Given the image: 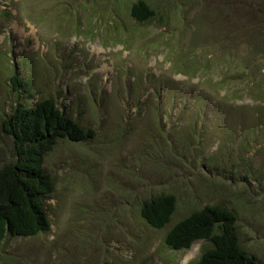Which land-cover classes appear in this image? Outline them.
I'll return each mask as SVG.
<instances>
[{
	"label": "rangeland",
	"instance_id": "obj_1",
	"mask_svg": "<svg viewBox=\"0 0 264 264\" xmlns=\"http://www.w3.org/2000/svg\"><path fill=\"white\" fill-rule=\"evenodd\" d=\"M139 1L153 21L132 18ZM263 76L264 0H0V169L18 104L54 99L95 134L46 155L51 230L8 236L0 264H195L211 243L164 239L206 206L235 212L264 264ZM159 195L177 208L154 229L141 208Z\"/></svg>",
	"mask_w": 264,
	"mask_h": 264
},
{
	"label": "trees",
	"instance_id": "obj_2",
	"mask_svg": "<svg viewBox=\"0 0 264 264\" xmlns=\"http://www.w3.org/2000/svg\"><path fill=\"white\" fill-rule=\"evenodd\" d=\"M131 16L138 23H146L156 18V12L139 1L132 5ZM12 83L16 91L25 89L16 77ZM260 85L264 88V76ZM2 127L13 138L16 161L0 169V247L8 236L30 238L50 232L44 201L55 192V182L45 171V157L60 139L78 143L95 135L68 117L51 98L32 107L18 104ZM176 208L174 195H159L143 204L141 215L152 228L163 229L171 222ZM236 224L235 212L206 206L174 225L164 243L174 251L190 250L200 241L211 243L212 248L195 264H257L256 258L240 247Z\"/></svg>",
	"mask_w": 264,
	"mask_h": 264
}]
</instances>
